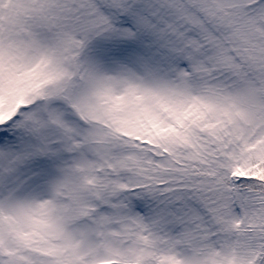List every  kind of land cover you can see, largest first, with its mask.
Returning <instances> with one entry per match:
<instances>
[{
	"label": "snow or ice",
	"instance_id": "6c2138e0",
	"mask_svg": "<svg viewBox=\"0 0 264 264\" xmlns=\"http://www.w3.org/2000/svg\"><path fill=\"white\" fill-rule=\"evenodd\" d=\"M0 264H264V0H0Z\"/></svg>",
	"mask_w": 264,
	"mask_h": 264
}]
</instances>
